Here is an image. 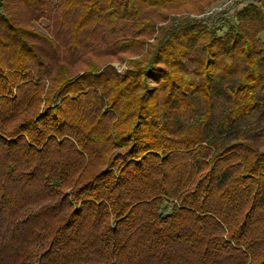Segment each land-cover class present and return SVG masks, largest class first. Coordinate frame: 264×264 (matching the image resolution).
Listing matches in <instances>:
<instances>
[{"label": "trees", "instance_id": "16d2710c", "mask_svg": "<svg viewBox=\"0 0 264 264\" xmlns=\"http://www.w3.org/2000/svg\"><path fill=\"white\" fill-rule=\"evenodd\" d=\"M16 1L0 0V264H264V0L227 29L144 11L204 0H59L61 21L81 8L72 46L133 22L119 40L143 53L54 76L55 41Z\"/></svg>", "mask_w": 264, "mask_h": 264}, {"label": "rangeland", "instance_id": "374dc122", "mask_svg": "<svg viewBox=\"0 0 264 264\" xmlns=\"http://www.w3.org/2000/svg\"><path fill=\"white\" fill-rule=\"evenodd\" d=\"M58 1L48 0L49 3L45 6L39 5V8L33 9V5L17 0L7 7V12L11 13L21 24L39 30L55 41V45L42 42L40 47L42 59L46 61V71L51 76L57 73L62 64L69 69V72L76 74L88 69L92 63L100 68L110 65L117 72L123 73L128 66V59L138 58L143 53L140 45L125 46L119 40L123 37H137L143 33L140 31L141 26L133 22L127 26H123L122 21L114 24L105 21L101 25H93L84 29L78 43L72 46L71 28L81 8L70 11L67 19L61 21L59 17L64 7H62L63 2L58 3ZM252 2L256 0H204L203 3L208 5L202 9L203 12H199L198 4L200 3L192 1L184 4L178 3L171 8L164 9L163 12L155 11L149 6H145L144 11H148L149 17L153 20L159 21L158 25L168 23L173 16L177 15L181 20L195 19L198 21L201 19L211 26L222 25L224 29H227L235 25L241 9ZM147 36L151 38L153 35L147 34ZM260 37L264 36L260 35ZM42 75L43 78L46 77V74Z\"/></svg>", "mask_w": 264, "mask_h": 264}]
</instances>
